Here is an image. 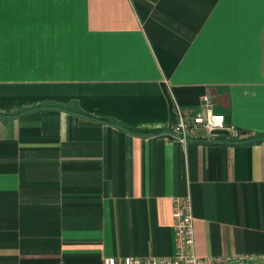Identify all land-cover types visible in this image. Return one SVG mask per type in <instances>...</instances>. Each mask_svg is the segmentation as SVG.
<instances>
[{
	"label": "crops",
	"instance_id": "1",
	"mask_svg": "<svg viewBox=\"0 0 264 264\" xmlns=\"http://www.w3.org/2000/svg\"><path fill=\"white\" fill-rule=\"evenodd\" d=\"M207 91L242 140L171 135ZM188 195L264 255V0H0V264L173 255Z\"/></svg>",
	"mask_w": 264,
	"mask_h": 264
},
{
	"label": "built area",
	"instance_id": "2",
	"mask_svg": "<svg viewBox=\"0 0 264 264\" xmlns=\"http://www.w3.org/2000/svg\"><path fill=\"white\" fill-rule=\"evenodd\" d=\"M215 95L207 91L201 99L200 108L184 109L174 104L177 121L173 124L171 135L188 141L192 133L202 128L205 139L214 140L225 137L240 141L242 131L228 123L226 115L215 113L212 109ZM173 226L175 231V252L173 255L107 257L104 264H264V255L235 254L199 257L195 251L194 214L191 197H176L173 201Z\"/></svg>",
	"mask_w": 264,
	"mask_h": 264
},
{
	"label": "trees",
	"instance_id": "3",
	"mask_svg": "<svg viewBox=\"0 0 264 264\" xmlns=\"http://www.w3.org/2000/svg\"><path fill=\"white\" fill-rule=\"evenodd\" d=\"M242 140V139H241ZM258 140H262V139H258Z\"/></svg>",
	"mask_w": 264,
	"mask_h": 264
}]
</instances>
